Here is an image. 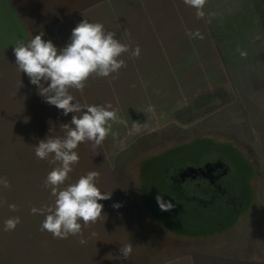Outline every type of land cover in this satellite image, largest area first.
Here are the masks:
<instances>
[{"label": "rangeland", "instance_id": "rangeland-1", "mask_svg": "<svg viewBox=\"0 0 264 264\" xmlns=\"http://www.w3.org/2000/svg\"><path fill=\"white\" fill-rule=\"evenodd\" d=\"M48 1L53 11H63L57 0ZM172 5L182 7L174 27H182L181 34L167 35V50L147 52L153 56L144 73L130 80L125 61L118 73L93 75L83 91L70 90L81 104H111L125 123H113L115 136L95 149L87 141L78 145L79 162L62 187L99 172L101 191L113 186L131 201L138 228L161 264H264V0H207L202 19L183 0ZM74 10L70 2V14L63 16L70 18L56 29L61 40L50 38L57 48L70 43L72 29L84 19L102 23L130 46V33H117L130 31V0H82L81 12ZM91 13L98 18H80ZM196 30L203 39L187 35ZM14 46L0 47V178L10 182L9 188L0 186V264H53V236L40 230L45 216L31 208L53 204L44 181L55 165L38 159L35 146L63 137L61 125L70 124L75 113L64 116L38 94L15 65ZM133 123H139L138 131ZM218 158L230 166L225 182L244 191L231 218L221 201L202 204L191 199L192 192L200 193L195 186L183 194L167 179L183 166ZM143 192L151 195H144L148 201L161 195L175 207L149 210ZM9 204L18 210L10 211ZM14 216L20 223L4 231V221ZM104 226L85 229L93 233Z\"/></svg>", "mask_w": 264, "mask_h": 264}, {"label": "clouds", "instance_id": "clouds-1", "mask_svg": "<svg viewBox=\"0 0 264 264\" xmlns=\"http://www.w3.org/2000/svg\"><path fill=\"white\" fill-rule=\"evenodd\" d=\"M183 3L196 10L198 19L205 17L207 0H183ZM125 34H128L127 30ZM43 35L41 32L27 42H18L14 46L15 65L28 76L31 84L37 86L38 94L48 104L63 110L64 116L69 113L75 115L70 124L61 125L63 137H48L35 146V156L38 159H48L50 164L55 165L44 181V187L50 190L54 202L51 206L32 207L31 213L45 216L41 231L51 233L53 238L67 239L70 235L82 236L83 227L98 222L104 207L98 201L111 198V192L102 193L98 188L100 173L97 171H89L74 183L62 187L69 179L73 165L79 162L80 157L75 149L86 141L91 142L95 149L109 135L115 136L112 131L113 123H125L111 104H81L70 90L83 91L86 82L93 75L107 78L118 73L122 67H126L121 56L130 51V46L115 38L116 33L106 31L102 23L86 19L72 29L70 43L62 49H58L51 40L42 39ZM187 35L203 39L199 30L190 31ZM131 55L139 57L138 45L131 50ZM241 55L246 53L241 52ZM148 110L151 111V108ZM138 126L139 123H133V128L137 131ZM0 186L9 188L10 182L7 178H0ZM155 200L161 211H170L175 207L171 201H164L161 195H157ZM113 207L118 209L121 205L116 203ZM8 208L12 212L18 210L15 204H9ZM19 223L18 216L10 217L4 221L3 230L13 231ZM79 242L84 244L86 241L80 239ZM119 251L127 259L133 252L132 243L124 244Z\"/></svg>", "mask_w": 264, "mask_h": 264}, {"label": "crops", "instance_id": "crops-1", "mask_svg": "<svg viewBox=\"0 0 264 264\" xmlns=\"http://www.w3.org/2000/svg\"><path fill=\"white\" fill-rule=\"evenodd\" d=\"M93 1L96 4L102 0ZM70 2L74 4V13L81 12L82 0H57V5L64 7L59 13L53 11V4L49 6L48 0H0V38H5L0 40V47L6 46V43L16 45L18 42H27L41 32L44 33L42 39L45 41L53 37L55 40L60 39L56 29H60L64 20L70 18V16L63 17L70 14ZM176 2L180 3L182 0H130V31L127 30V33H130V58L127 55L123 59L127 63L130 61V80L144 73L143 68L145 64H149L146 61L152 59V52L154 54L167 50L168 34H181L182 27L178 31L174 30L177 25L176 16L179 15L180 20L182 19L180 13H175L177 9L182 10L181 5L180 8L172 5ZM4 8H8L9 15H5ZM76 17L73 14L72 18ZM81 17L98 18V15L91 13L87 17ZM121 32L125 33V31L117 33ZM144 36H148L146 41L142 40ZM64 45L66 46L67 43ZM64 45L62 42L59 48L62 49ZM137 45L140 47L138 58L131 55V50ZM175 49V46H172L171 50ZM101 192H111L110 199L99 201L104 205L102 212L105 214L96 224L105 225L104 228L97 232L93 229L95 233L93 235L90 229L83 227L82 233L85 232L86 239L79 235H70L67 239L52 238L48 245L52 251L49 256L52 255L53 264H161L158 261L159 257L152 256L148 249L147 241L138 228L131 201L129 203L120 191L115 192L113 186L104 187ZM144 195L148 197L151 195L143 192V202L146 206L149 204V210L161 211L156 200L148 201ZM116 203L121 207L114 208L113 205ZM80 239L86 242L81 244ZM126 243H132L133 252L124 259L119 249ZM47 264L51 262L47 261Z\"/></svg>", "mask_w": 264, "mask_h": 264}, {"label": "flooded vegetation", "instance_id": "flooded-vegetation-1", "mask_svg": "<svg viewBox=\"0 0 264 264\" xmlns=\"http://www.w3.org/2000/svg\"><path fill=\"white\" fill-rule=\"evenodd\" d=\"M179 169L177 174L167 178L173 189L183 193V189L195 186L200 193L192 192L191 199H196L202 204L221 201L220 205H225V213L230 218L232 208L237 202L240 201L242 204L244 191L236 188L234 182L229 184L225 182V177L230 173V166L221 158L207 160L202 164L183 166Z\"/></svg>", "mask_w": 264, "mask_h": 264}]
</instances>
